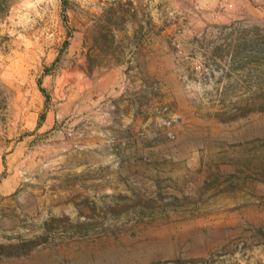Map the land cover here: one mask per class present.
Instances as JSON below:
<instances>
[{"label": "rangeland", "instance_id": "374dc122", "mask_svg": "<svg viewBox=\"0 0 264 264\" xmlns=\"http://www.w3.org/2000/svg\"><path fill=\"white\" fill-rule=\"evenodd\" d=\"M0 264H264V0H0Z\"/></svg>", "mask_w": 264, "mask_h": 264}, {"label": "trees", "instance_id": "16d2710c", "mask_svg": "<svg viewBox=\"0 0 264 264\" xmlns=\"http://www.w3.org/2000/svg\"><path fill=\"white\" fill-rule=\"evenodd\" d=\"M62 1L65 2L66 0H62ZM39 89H40V91H41L46 97H49L48 94H47V90H46V88H44V87L42 86L41 81H39ZM42 119H44V116H42Z\"/></svg>", "mask_w": 264, "mask_h": 264}]
</instances>
